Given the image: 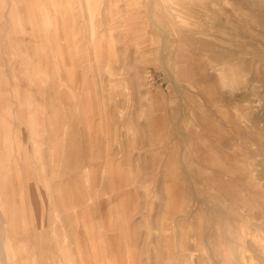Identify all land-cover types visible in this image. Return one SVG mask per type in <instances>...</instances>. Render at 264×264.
Masks as SVG:
<instances>
[{
  "label": "rangeland",
  "instance_id": "obj_1",
  "mask_svg": "<svg viewBox=\"0 0 264 264\" xmlns=\"http://www.w3.org/2000/svg\"><path fill=\"white\" fill-rule=\"evenodd\" d=\"M0 264H264V0H0Z\"/></svg>",
  "mask_w": 264,
  "mask_h": 264
},
{
  "label": "bare ground",
  "instance_id": "obj_2",
  "mask_svg": "<svg viewBox=\"0 0 264 264\" xmlns=\"http://www.w3.org/2000/svg\"><path fill=\"white\" fill-rule=\"evenodd\" d=\"M219 53H220V52H219ZM219 53H218V54H219ZM222 54H223V53H222ZM220 56H221V55H220ZM227 57L229 58V56H227ZM227 57H226V55H225V58H227ZM223 58H224V56H223ZM223 60H225V59H223ZM226 62H227V61H226ZM226 62H225V63H226ZM238 73H239V72H238ZM234 75H235V74H234ZM219 76H221V74H220ZM221 77H222V76H221ZM229 78H230V77H229ZM220 79H221V78H220ZM230 79H231V78H230ZM239 79H240V78H239ZM240 81H241V80H240ZM236 82H237V81H236ZM231 83H232V81H231ZM214 104H215V103H214Z\"/></svg>",
  "mask_w": 264,
  "mask_h": 264
}]
</instances>
